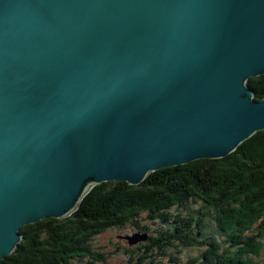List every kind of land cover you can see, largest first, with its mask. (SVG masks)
Listing matches in <instances>:
<instances>
[{"label":"water","instance_id":"obj_1","mask_svg":"<svg viewBox=\"0 0 264 264\" xmlns=\"http://www.w3.org/2000/svg\"><path fill=\"white\" fill-rule=\"evenodd\" d=\"M261 74L264 0H0V260L96 184L228 155Z\"/></svg>","mask_w":264,"mask_h":264},{"label":"trees","instance_id":"obj_2","mask_svg":"<svg viewBox=\"0 0 264 264\" xmlns=\"http://www.w3.org/2000/svg\"><path fill=\"white\" fill-rule=\"evenodd\" d=\"M248 85L255 90L256 100L264 97V74L251 76ZM192 199L214 210L218 233L226 238L219 241L214 235L207 236L201 222L196 221L192 228L177 219L173 228L160 232L159 237L144 240L149 242L137 264L145 260L153 264L152 254H147L154 248L165 251L193 245L206 247L197 264L251 261L250 255L255 254L253 232L264 226V129L224 157L160 168L140 184L113 180L94 185L69 215L22 226L21 241L0 264H74L76 258L87 259L85 264H107V255L92 245L95 235L113 226L136 224L135 218L143 212L172 220L168 211L174 206L190 210L187 205ZM136 226L144 233L147 230Z\"/></svg>","mask_w":264,"mask_h":264},{"label":"rangeland","instance_id":"obj_3","mask_svg":"<svg viewBox=\"0 0 264 264\" xmlns=\"http://www.w3.org/2000/svg\"><path fill=\"white\" fill-rule=\"evenodd\" d=\"M253 199V198H252ZM187 207L183 208L174 206L168 211V215L172 220L164 221L161 218L150 217L149 212H143L135 218V222L139 226L147 227V234L149 237H159L160 232L173 228L174 220H181L188 222L191 227H194L196 221L206 225V235H214L219 241H223L226 236L218 233V224L215 219V212L209 207H205L201 200H190ZM202 210V213H196ZM264 213V211H263ZM202 220V221H200ZM134 223H127L124 226H113L107 230L94 236L92 245L99 252L107 255V264H137L140 256L144 254V244L148 241H138L130 244L126 236H132L136 233H144L145 230H140ZM254 252L250 255V259L245 258L247 264H264V226L256 229L254 232ZM199 240H204V236L198 237ZM227 245V243H225ZM205 246H182V248L170 247L165 251L154 248L149 251L152 254L153 264H197L200 260L201 254L205 250ZM132 253V254H131ZM149 260V259H148ZM146 261V260H145ZM142 262V264H147ZM87 259L74 260V264H85ZM147 262V261H146ZM94 264H105L103 261H95ZM152 264V263H151Z\"/></svg>","mask_w":264,"mask_h":264},{"label":"bare ground","instance_id":"obj_4","mask_svg":"<svg viewBox=\"0 0 264 264\" xmlns=\"http://www.w3.org/2000/svg\"><path fill=\"white\" fill-rule=\"evenodd\" d=\"M247 84H248V81H247ZM253 99H255V90L253 89ZM264 98V97H263ZM251 137V136H250ZM235 150V149H234ZM231 153V152H230ZM106 182V181H105Z\"/></svg>","mask_w":264,"mask_h":264}]
</instances>
